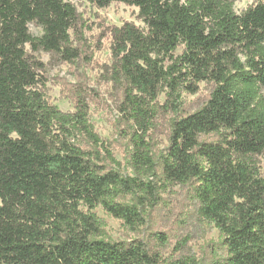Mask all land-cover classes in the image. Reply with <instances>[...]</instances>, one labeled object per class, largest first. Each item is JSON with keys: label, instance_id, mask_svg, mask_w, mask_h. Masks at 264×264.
Listing matches in <instances>:
<instances>
[{"label": "trees", "instance_id": "16d2710c", "mask_svg": "<svg viewBox=\"0 0 264 264\" xmlns=\"http://www.w3.org/2000/svg\"><path fill=\"white\" fill-rule=\"evenodd\" d=\"M83 1L135 7L143 24L109 30L107 74L122 88L134 175L120 172L81 92L72 112L44 93V66L32 55L79 57L76 8L65 0H0V264H164L141 241L105 238L93 213L101 208L137 231L139 197L125 199L138 191L154 198L141 177L158 170L167 184L190 188L199 218L218 231L223 264H264V178L255 161L264 156V1L240 13L238 0ZM29 25L42 35L33 37ZM201 83L213 86L207 101L182 114V95ZM160 111L175 118L155 157L146 138Z\"/></svg>", "mask_w": 264, "mask_h": 264}, {"label": "rangeland", "instance_id": "374dc122", "mask_svg": "<svg viewBox=\"0 0 264 264\" xmlns=\"http://www.w3.org/2000/svg\"><path fill=\"white\" fill-rule=\"evenodd\" d=\"M72 4L82 18L78 36L73 38L79 57L73 62L62 61L58 56L38 52L32 56L43 64L42 71L48 101L62 112L74 110L75 92H81L88 104V116L95 132L109 144L110 151L120 163V172L133 176L127 161L130 149V128L124 115L119 112L122 102L121 86L111 82L107 67L111 64V39L109 30L132 23L143 28L138 17V9L124 4L113 3L105 9L91 7L83 0H65ZM264 0H238L234 11L240 13L249 6ZM33 37H40L42 31L35 25L28 26ZM28 53H30L27 47ZM181 53L178 48L176 55ZM32 54V53H30ZM213 86L211 83L198 85L196 94L182 95V114L200 109L207 101ZM159 98V105L164 103ZM172 113L160 111L153 122L146 141L155 157L164 152ZM206 141L215 139L214 135L203 137ZM260 175L264 178V156L255 157ZM143 183L154 188V198L142 191L127 196L126 202H136L139 197L143 226L137 231L128 229L122 221L108 216L101 208L93 213L104 223V236L113 242L141 241L149 249H157L164 264L174 260L195 259L200 264H223L225 253L219 245L216 228L203 221L197 214L198 205L190 188L167 184L159 170L155 177H141ZM162 234L166 241L155 235Z\"/></svg>", "mask_w": 264, "mask_h": 264}]
</instances>
